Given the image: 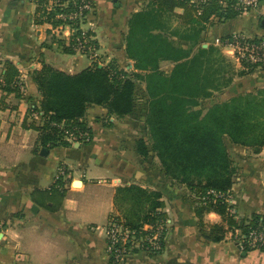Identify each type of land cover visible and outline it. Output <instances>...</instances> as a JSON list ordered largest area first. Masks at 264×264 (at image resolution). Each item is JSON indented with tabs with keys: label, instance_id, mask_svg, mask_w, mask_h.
<instances>
[{
	"label": "crops",
	"instance_id": "obj_1",
	"mask_svg": "<svg viewBox=\"0 0 264 264\" xmlns=\"http://www.w3.org/2000/svg\"><path fill=\"white\" fill-rule=\"evenodd\" d=\"M92 1L95 25L81 28L94 41L93 56L70 51L49 24L36 21L37 6L29 0H0V264H109L105 226L110 216L123 215L129 207L116 195L119 188L130 185L161 193L169 230L160 253L135 250L125 264H264V251L246 250L237 230L228 229L219 242L200 235L192 192L166 176L153 153L142 157L137 151V140L146 136L142 106L116 118L90 103L86 117L93 131L90 142L51 148L41 144L40 131L31 124L41 122L33 110L42 98L33 74L43 64L71 74L112 60L127 70L134 68L125 52L128 20L148 0ZM239 31L264 36V0L233 18L212 20L202 36L203 47L214 44L216 36ZM70 34L72 30L66 28L60 35L68 39ZM219 48L232 57L230 49ZM8 61L19 70L17 79L25 84V97L1 87ZM235 66L231 85L203 101L205 106L264 90V70L245 74L242 66ZM226 143L238 170L230 199L236 213L264 214V146L254 152ZM60 166L65 168L61 186L65 196L52 210L54 201L47 198L51 193L43 197L37 191L54 184ZM204 220L222 222L215 212L207 213Z\"/></svg>",
	"mask_w": 264,
	"mask_h": 264
},
{
	"label": "trees",
	"instance_id": "obj_2",
	"mask_svg": "<svg viewBox=\"0 0 264 264\" xmlns=\"http://www.w3.org/2000/svg\"><path fill=\"white\" fill-rule=\"evenodd\" d=\"M80 1L71 0L69 10H76ZM42 11L38 6L36 14ZM52 14L47 21L55 26L59 20H51ZM239 14L243 13L235 8V0H203L200 4L192 0H148L128 20L125 52L134 61L132 70L122 68L116 60L101 66L94 63L74 74L43 64L33 74L42 97L33 110L41 115V122L31 124L40 131L41 144L48 148L70 144L66 130L77 135L79 131H88L92 140L93 131L86 118L90 103L102 106L116 118L142 106L146 136L137 140L138 153L142 157L153 153L164 174L192 192L199 232L205 240L222 241L228 229L239 231L238 239L243 240L242 235L264 223V214L241 217L236 213L230 199L238 170L226 141L254 152L264 146V90L205 106L203 101L232 81L218 67L221 49L214 44L203 47L201 41L212 20ZM36 21L45 23L38 17ZM68 23L75 29L73 38L81 35L79 19ZM230 35L220 37L231 38ZM69 42V50L75 52L74 40ZM163 63H171V69L163 70ZM255 69L246 65L242 72ZM18 76L19 70L8 61L2 74V89L19 94ZM62 185L61 178L49 189L37 191L43 197L51 193L46 197L54 201L49 206L52 210L60 207L65 196ZM116 196L118 202L129 207L123 215L113 217L127 226L134 237L127 243L122 264L135 250L160 253L165 238L160 250L152 249L146 240L150 231L144 225L154 226L167 219L161 193L130 185L119 188ZM210 212L219 214L222 222H206L204 217ZM106 244L108 247L107 240ZM242 244L246 250H252ZM107 255L110 264L108 251Z\"/></svg>",
	"mask_w": 264,
	"mask_h": 264
},
{
	"label": "built area",
	"instance_id": "obj_3",
	"mask_svg": "<svg viewBox=\"0 0 264 264\" xmlns=\"http://www.w3.org/2000/svg\"><path fill=\"white\" fill-rule=\"evenodd\" d=\"M37 7L41 6L43 11L36 14L39 19L44 20L49 24L52 30H55L57 34H61L64 29L72 30V35H67L68 40H74L73 47L75 51L81 53H89L95 55V45L92 42V37L87 30L81 29V35L73 38L75 29L71 27L70 23L76 20H83L87 15L91 14L94 9V2L92 0H81L76 10H69V0H29ZM193 2L200 4L203 0H192ZM261 0H235V8L241 13L248 12L251 9L257 8ZM225 2V1H224ZM226 5V4H225ZM59 9V10H58ZM54 12L51 20H59L57 25H53L51 21H47L50 13ZM42 14V15H41ZM40 15V16H39ZM231 38L216 37L214 44L225 49H230L234 59L244 67L246 65H253L260 70H264V36L248 37L243 34L232 33ZM66 39V38H65ZM17 86L20 94L24 96L27 92L24 82L18 80ZM36 117L41 119V115L35 112ZM63 127V123L60 125ZM68 140L77 143L89 142L91 140L90 133L88 131H79V134H75L68 130L65 131ZM65 174V168L60 166L55 182L60 180ZM210 193L215 194L211 191ZM159 223V224H158ZM157 225H148L149 235L146 240L154 250H160L162 247V241L165 238L166 233L169 230L167 219L158 222ZM105 237L108 243V253L111 263L110 264H122L125 258L126 246L128 242H131L133 232L125 226L120 220H117L113 216H110L108 224L105 227ZM241 243L244 242L252 250L264 251V223L258 224L249 230L247 235H242Z\"/></svg>",
	"mask_w": 264,
	"mask_h": 264
},
{
	"label": "rangeland",
	"instance_id": "obj_4",
	"mask_svg": "<svg viewBox=\"0 0 264 264\" xmlns=\"http://www.w3.org/2000/svg\"><path fill=\"white\" fill-rule=\"evenodd\" d=\"M95 8V4H94V7H93V9ZM91 17H92V14H89V15H87V17L85 18V19H83V20H81V25H80V28L81 27H83V28H88V27H90V28H93L94 27V22L92 21V19H91ZM93 24V25H92ZM177 25V24H176ZM84 30H86V29H84ZM234 33H238V34H243V35H246L245 33H242V32H234ZM54 34V33H53ZM60 37V39H63L64 41H66V44L67 45H70L71 43L69 42V40L68 39H64V38H62V36L60 35V34H58ZM54 36H56L55 34H54ZM246 36H248V35H246ZM58 37V36H57ZM216 37H219V36H216ZM248 37H250V36H248ZM56 38V37H55ZM215 39V38H214ZM218 47H220V46H218ZM222 48V47H221ZM95 51V50H94ZM75 52H78V51H75ZM81 53V52H80ZM221 54V56H222V59L220 58V64H218V67H220L221 66V70H222V73L225 75V76H230V78H231V81L233 82V80H234V78H235V76L237 75V71H236V63L240 66V64L234 59V57L232 56V54H231V56L232 57H229L228 55L226 56L225 54H223V53H220ZM219 54V55H220ZM102 57H104V55L102 56ZM101 62H103V63H105L106 61L105 60H100ZM171 63H163L162 65H161V68L163 69V70H165V71H169L171 68ZM257 70H260V69H258V68H256ZM255 69V70H256ZM231 82V83H232ZM230 83V84H231ZM142 86L143 85H140V90H142ZM230 86V85H229ZM229 86H227L226 88H224V89H222L220 92H222V91H224V90H226ZM257 92H258V90H257ZM249 94V93H248ZM253 94H255V93H253ZM207 108H205L204 109V111L206 110ZM39 120H41L40 118H38ZM72 142V141H71ZM113 216V215H112ZM115 216V215H114ZM108 224V221H107V223H106V225ZM106 227V226H105ZM104 233H106V231L104 230ZM239 237H241V235L240 234H238V238ZM239 241H240V239H238ZM241 242V241H240Z\"/></svg>",
	"mask_w": 264,
	"mask_h": 264
},
{
	"label": "water",
	"instance_id": "obj_5",
	"mask_svg": "<svg viewBox=\"0 0 264 264\" xmlns=\"http://www.w3.org/2000/svg\"><path fill=\"white\" fill-rule=\"evenodd\" d=\"M45 151H47V149H45Z\"/></svg>",
	"mask_w": 264,
	"mask_h": 264
}]
</instances>
